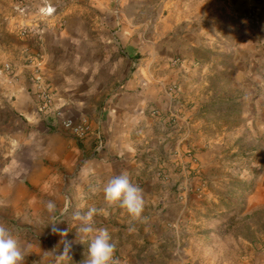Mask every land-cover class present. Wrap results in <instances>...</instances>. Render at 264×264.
<instances>
[{
  "label": "crops",
  "instance_id": "crops-1",
  "mask_svg": "<svg viewBox=\"0 0 264 264\" xmlns=\"http://www.w3.org/2000/svg\"><path fill=\"white\" fill-rule=\"evenodd\" d=\"M246 1L26 0L23 10L14 11L15 0H0L8 25V33H0V54L18 58L14 74L0 77V224L26 247L24 264H84L88 244L75 242L73 213L89 208L96 209L95 227L108 229L119 264H184L190 258L191 238L181 236L193 231L195 214L211 198L198 176L184 180L199 192L180 199L171 190L186 168L204 167L188 149L192 138L194 144L207 143L208 126L199 110L205 96L193 93L198 85L190 79L195 70L203 77L215 65L201 57L205 53L227 48L255 60L264 54L254 36L246 46L235 45L255 33L238 25L235 11ZM46 7L53 13H42ZM16 19L38 25L41 36L21 34ZM25 55L41 57L54 108L86 121L90 134L77 138L56 111L39 113ZM173 109L181 112L176 124L167 116ZM86 162L94 175L85 183L79 172ZM158 167L169 172L167 180L154 175ZM121 173L142 183V222L105 204L100 189ZM262 192L258 187L251 193V206L262 204ZM162 197L166 206L158 210ZM49 200L57 206L55 226L67 236L52 232ZM65 242L71 248L61 259Z\"/></svg>",
  "mask_w": 264,
  "mask_h": 264
},
{
  "label": "rangeland",
  "instance_id": "rangeland-1",
  "mask_svg": "<svg viewBox=\"0 0 264 264\" xmlns=\"http://www.w3.org/2000/svg\"><path fill=\"white\" fill-rule=\"evenodd\" d=\"M1 9L0 33L6 34L8 25ZM235 13L239 18L240 30H254L256 33L241 37L240 43L235 45L246 46L254 36L256 48L262 46L264 0H247ZM15 15L16 12H13L12 16ZM17 19L13 25L18 31L20 22ZM247 52L244 50V53ZM30 56L26 57L30 60ZM201 57L214 59L212 61L215 63L203 77L198 75L199 70H195L190 79V83L198 85L194 87L193 93L199 91L205 96L199 110L208 124L207 143L200 146L194 144L195 139L192 138L188 149L192 161L197 164L203 162L204 167L203 170L200 165L186 168L185 174L180 175L178 183L171 190L178 191L180 199H183L184 194L199 192L202 188L194 189V185L190 183L193 177L198 176L200 185L208 187L211 198L203 203L205 211L195 214L193 231L181 236L182 239L186 238V242L190 237L189 242L192 243L190 258L184 264H264V54L255 60L242 53L238 54L233 49L227 51L224 48L205 53ZM17 59V56L1 53L0 70L7 62L15 68ZM255 63L259 64L258 70L250 71ZM255 73L257 78L261 75L263 81L254 78ZM5 74H8L5 70L0 71V77ZM190 104L193 103L188 102L187 105ZM177 105L178 109H182L185 101ZM178 109L167 113L173 124L178 120L172 118L174 114L181 115ZM254 114L256 118L253 121ZM199 149L202 152L199 153ZM203 151L206 152L202 156ZM164 169L165 167L156 168L154 175L167 180L169 172ZM186 177L190 181L185 183ZM135 185L140 188L142 183L138 180ZM258 187L263 191L262 204L251 206L250 195ZM164 206L166 202L162 197L157 202L156 209H163Z\"/></svg>",
  "mask_w": 264,
  "mask_h": 264
},
{
  "label": "clouds",
  "instance_id": "clouds-1",
  "mask_svg": "<svg viewBox=\"0 0 264 264\" xmlns=\"http://www.w3.org/2000/svg\"><path fill=\"white\" fill-rule=\"evenodd\" d=\"M94 175V168L87 162L81 167L79 177L82 182H88L89 177ZM103 192L105 204L109 207L119 206L126 210L133 221L142 222V214L145 208L143 190L133 184L129 176L125 173L115 175L108 179L100 189ZM96 189H93L95 192ZM46 210L52 218V232H59L62 236H67L66 231L58 229L55 221L56 203L52 200L46 202ZM95 208H89L86 213L75 212L73 219L78 221L76 227L75 242L88 244L87 259L84 264H119L114 259L115 244L111 242V235L107 228L95 227ZM129 233L135 231L134 226H130ZM71 243L65 242L64 251L58 255L61 259L69 255ZM26 247L14 237L12 231L0 224V264H24Z\"/></svg>",
  "mask_w": 264,
  "mask_h": 264
},
{
  "label": "built area",
  "instance_id": "built-area-1",
  "mask_svg": "<svg viewBox=\"0 0 264 264\" xmlns=\"http://www.w3.org/2000/svg\"><path fill=\"white\" fill-rule=\"evenodd\" d=\"M15 4L17 5L16 9L23 10L24 6L27 4L26 0H16ZM54 9L51 7H46L42 13L50 15ZM19 30L21 34H36L41 36V29L36 24H29L26 21H23L19 24ZM30 65L32 67V81L36 87V104L37 110L42 114H49L52 111H56L59 122L77 138H84L91 133L92 129L86 121H75L73 118L62 116L59 109L54 108V89L49 81H47L43 74V63L42 59L37 56H30ZM7 72L10 75L14 74V68L11 63H5L0 71ZM179 115L174 114L173 119H178ZM171 118V119H172Z\"/></svg>",
  "mask_w": 264,
  "mask_h": 264
}]
</instances>
